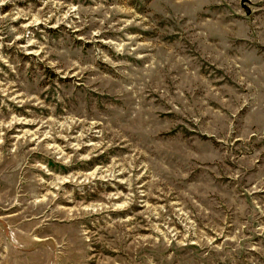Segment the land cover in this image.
Wrapping results in <instances>:
<instances>
[{
    "label": "rangeland",
    "instance_id": "rangeland-1",
    "mask_svg": "<svg viewBox=\"0 0 264 264\" xmlns=\"http://www.w3.org/2000/svg\"><path fill=\"white\" fill-rule=\"evenodd\" d=\"M0 264H264V0H0Z\"/></svg>",
    "mask_w": 264,
    "mask_h": 264
}]
</instances>
